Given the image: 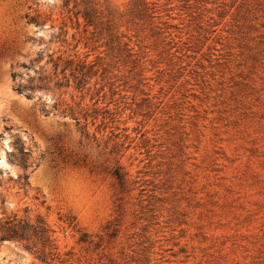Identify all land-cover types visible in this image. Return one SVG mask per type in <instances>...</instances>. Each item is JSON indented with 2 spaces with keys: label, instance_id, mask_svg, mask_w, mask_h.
Masks as SVG:
<instances>
[{
  "label": "rangeland",
  "instance_id": "rangeland-1",
  "mask_svg": "<svg viewBox=\"0 0 264 264\" xmlns=\"http://www.w3.org/2000/svg\"><path fill=\"white\" fill-rule=\"evenodd\" d=\"M94 3L0 0V218L42 216L53 264H264V0Z\"/></svg>",
  "mask_w": 264,
  "mask_h": 264
},
{
  "label": "trees",
  "instance_id": "trees-1",
  "mask_svg": "<svg viewBox=\"0 0 264 264\" xmlns=\"http://www.w3.org/2000/svg\"><path fill=\"white\" fill-rule=\"evenodd\" d=\"M71 1L75 2V5H83V10L77 12L78 21L80 14L83 16L86 25L98 26L102 23V14L94 6V0H67V4ZM50 61L53 62L55 70L61 66L62 59L57 58L56 61L53 60V57L50 56ZM69 62V63H68ZM72 63V60L65 61V64L62 65L63 72L66 71L68 66ZM44 67L41 66V71H39L38 80L43 83V86H46L44 82L48 79L46 74H43ZM12 76L14 79L20 77L19 72H13ZM65 78V76H64ZM56 86H63V82L58 80L55 83ZM32 85H26L24 83H19L17 90L20 92H26L31 90ZM73 115L75 112L72 113ZM78 119V118H77ZM19 152L24 154V149H19ZM21 164H25V161H20ZM25 170H27L28 165H21ZM113 174L120 180H123V174L119 169H115ZM29 173L25 172L18 176V181L26 185L28 183ZM54 231L48 225L46 220L42 216H38L35 220H32L30 217H20L17 213H13L10 216L0 218V240H18L22 241L25 247L29 250H32L40 260L45 264H53L57 259H61L59 252L57 251V246L54 243L52 233ZM64 261V260H60Z\"/></svg>",
  "mask_w": 264,
  "mask_h": 264
},
{
  "label": "clouds",
  "instance_id": "clouds-1",
  "mask_svg": "<svg viewBox=\"0 0 264 264\" xmlns=\"http://www.w3.org/2000/svg\"><path fill=\"white\" fill-rule=\"evenodd\" d=\"M71 181L73 183L77 182V181H82V180H87V175H82V176H72L70 177Z\"/></svg>",
  "mask_w": 264,
  "mask_h": 264
}]
</instances>
